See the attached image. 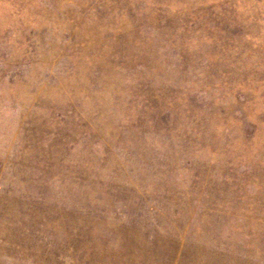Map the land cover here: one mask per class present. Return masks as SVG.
Masks as SVG:
<instances>
[{
  "label": "rangeland",
  "instance_id": "obj_1",
  "mask_svg": "<svg viewBox=\"0 0 264 264\" xmlns=\"http://www.w3.org/2000/svg\"><path fill=\"white\" fill-rule=\"evenodd\" d=\"M0 264H264V0H0Z\"/></svg>",
  "mask_w": 264,
  "mask_h": 264
}]
</instances>
